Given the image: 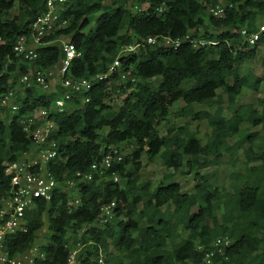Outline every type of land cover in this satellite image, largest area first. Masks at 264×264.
Returning a JSON list of instances; mask_svg holds the SVG:
<instances>
[{"label":"trees","instance_id":"obj_1","mask_svg":"<svg viewBox=\"0 0 264 264\" xmlns=\"http://www.w3.org/2000/svg\"><path fill=\"white\" fill-rule=\"evenodd\" d=\"M46 1L0 0V93L19 86L18 79L31 69L57 65L65 52L56 40L67 36L81 52L69 73L75 78L105 72L121 47L150 35L176 39L192 33L215 44L141 46L121 57L123 70L137 77L136 83L116 76L95 80L85 93L90 102L50 114L58 125L54 136L58 154L47 170L58 182L77 180V172L89 171L115 149L122 151V143L133 146L129 153L122 151L123 160L101 178L78 183L79 207L70 208L72 192L59 187L50 200L37 199L26 211L27 231L6 236L9 254L20 255L36 245L47 226L36 264H66L78 243L79 264H207L205 253L219 236L229 237L232 244L212 264H264V140L258 141L262 137L258 131L243 128L249 124L264 129V96L257 105L238 102L244 88L258 91L264 83V74L241 71L264 44L263 39L250 47L241 33L264 21V0H226L220 17L206 13V3L214 0H136L132 6L137 10L129 7L130 0H70L61 12L67 26L43 39L54 43L39 47L35 60H23L14 45L20 35L29 33ZM97 13L95 26L85 31ZM155 77H161L158 84L152 82ZM61 93L60 86L52 92L36 84L27 86L25 97H18L20 113L48 107ZM112 93H127L117 109L109 101ZM180 101L184 104L174 111ZM197 105L206 108L197 110ZM8 115L0 117V207L11 191L7 165L35 148L20 114ZM171 116L206 121L211 129L206 142L190 122L176 123ZM163 123L165 132L159 129ZM237 136L240 139L231 142ZM241 154L243 171L234 169ZM225 155L234 167L229 184L221 183L212 170L223 165ZM157 157L167 172L154 186L150 178L142 177L143 158L152 163ZM182 168L193 174L190 190L176 178ZM114 172L120 182L113 181ZM112 201L114 215L103 224L102 206Z\"/></svg>","mask_w":264,"mask_h":264},{"label":"built area","instance_id":"obj_2","mask_svg":"<svg viewBox=\"0 0 264 264\" xmlns=\"http://www.w3.org/2000/svg\"><path fill=\"white\" fill-rule=\"evenodd\" d=\"M68 1L70 0L46 1L45 9L30 24L29 33L18 37L14 45V51L17 56L22 57L23 60L33 61L38 57L37 50L39 47L54 43V41L44 42L43 39L56 30L67 26L68 19H63L61 12ZM215 1L217 3H214ZM206 6L207 13L220 17L225 14L227 4L214 0L206 3ZM163 10L164 7L159 8V11ZM241 33L244 42L248 46L257 45L264 39V21L255 30L242 28ZM66 38L67 40L64 42H61L63 38L56 40V42L60 41L63 44L65 52L64 57L56 65L59 76L56 88L52 87L51 76H53V71L51 69H31L19 78L20 88L17 86L14 89L0 93V107L8 109L13 115L20 114V121L24 131L35 144V148L26 153L22 159L10 162L6 167V173L11 178V191L2 200L0 207V264H36V259L42 256L39 246L36 245L16 256L10 255L5 249L7 235L27 231L26 211L36 205L37 199L50 200L53 197L54 190L59 187L66 192H72L68 199V206L77 208L81 203L80 195L76 188L78 183L91 182L95 179V176L101 178L115 163H120L123 160L122 151L115 149L112 153L106 154L102 160L95 161L89 171L77 172V180L67 179L63 182H58L47 170V164L58 154L57 141L54 139L58 125L49 118L50 114L52 112L74 110L79 108L80 105L90 102V95H85V93L89 92L95 80H112L116 76L120 80L126 81L130 79L133 83H136L138 78L133 77L130 71L123 70L121 57H125L128 53L135 51L141 46L159 44L167 47H179L182 43L188 42L195 48H200L215 44L214 41L205 38H195L192 33L176 39L170 35H150L136 43L121 47L119 55L105 72L97 73L89 78H75L69 73L73 59L79 57L81 52L73 42L68 40V36ZM33 84L40 86L47 92H52L60 86L62 93L48 107L37 106L20 113L22 103L18 97L23 99L26 95L25 87ZM79 94H83L81 98L78 97ZM112 178L114 182H120L121 180L120 175L116 172L112 174ZM74 190L76 191L73 192ZM115 206V201L102 206V213L99 218L101 223L105 224L113 217ZM231 244L232 240L229 237H217L212 243V248L205 253L207 264H212L213 258L217 254L224 255ZM80 249L81 245L78 243L70 251L66 264H79L78 253ZM198 249L202 250L203 246L198 245ZM99 261L102 262V257Z\"/></svg>","mask_w":264,"mask_h":264},{"label":"rangeland","instance_id":"obj_3","mask_svg":"<svg viewBox=\"0 0 264 264\" xmlns=\"http://www.w3.org/2000/svg\"><path fill=\"white\" fill-rule=\"evenodd\" d=\"M133 1L135 2L136 0H130L129 7L132 10H137V7L135 5L132 6ZM219 1L221 3L227 4L226 0H219ZM206 15H207V17L209 16L208 14H206ZM98 16H99V13L91 16L90 25L85 29V31L90 29L91 27L95 26V20ZM202 32H203V30H202ZM69 38L70 37H68V40H69ZM66 40H67V38H63L61 42H64ZM58 45H62V43L59 42ZM51 70L53 71V76H51L52 87L56 88L58 85V84H56V82L59 81V76H58L56 65L53 68H51ZM241 71L244 74H251L252 76H256V75L262 76L264 74V44L259 46L258 55L254 59L247 61L241 67ZM160 80H161V77H155V78H153L152 82H153V84H158L160 82ZM18 82H19V79H18ZM18 88H20V87L18 86ZM220 92H222V91L220 90ZM126 95H127V93H112L109 97V101L114 106V108L117 109L122 104V101L126 97ZM263 96H264V83L261 84L260 89L258 91L253 90L252 88H248V87L244 88L243 92L241 93V95L238 99V102L240 104H246V103L251 102V103H256V105H257L258 99L260 97H263ZM183 104L184 103L182 101L176 103L175 106L173 107V110L174 111L177 110V108L181 107ZM196 108H197V110H201V109H204L206 107L204 105H197ZM8 112L9 111L7 109H5V110L1 109L0 110V117L2 119H7L9 116ZM171 120L176 121V123H184L187 121L190 122L191 129H193L197 132V137H199L203 142H206L209 134L211 133V129L208 126L206 121L191 120L190 118H172V116H171ZM165 128H166V126L164 123L159 126V129L161 132H165ZM243 128H245V130L248 128V129H250V131H258L260 133V135L263 137V139H262V137H260V139H258V141L264 140V129L261 128L260 126L252 128L249 124H244ZM240 137L241 136L235 137L231 142H234L235 140L240 139ZM132 146H133V142H125V143L121 144L120 149H122V151L124 153H129ZM229 159H230V156L225 155L223 165L221 167L212 169V170H215L216 171L215 173H217L219 175L220 182L225 183V184H229V174L231 171H233V168H234L233 166H230V164L228 163ZM240 159H241V161L238 162L236 168H234V169H238L240 171H243L245 168V165H244L245 157L241 154ZM143 163H144V167L142 170L143 179H149L150 178L153 181L154 186L157 185V183H159V181L162 179L163 174L165 172H167V169L162 164L161 157H157V159L152 163H148L146 158H143ZM184 170H185V168L184 169L182 168L179 171H177L176 172V178L182 183V187L184 190H190L191 186L194 183L193 179H192L193 174H185ZM170 171H173V170H170ZM203 172H205V170H203ZM45 223L46 224L48 223L47 220ZM47 235H48V228H47V226H45L40 231V238L37 239L36 246H39V244L44 243L45 242V236H47Z\"/></svg>","mask_w":264,"mask_h":264}]
</instances>
